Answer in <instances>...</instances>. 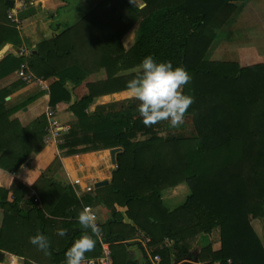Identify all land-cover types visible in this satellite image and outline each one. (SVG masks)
Segmentation results:
<instances>
[{
    "label": "trees",
    "instance_id": "trees-1",
    "mask_svg": "<svg viewBox=\"0 0 264 264\" xmlns=\"http://www.w3.org/2000/svg\"><path fill=\"white\" fill-rule=\"evenodd\" d=\"M140 1L141 7L130 0H103L74 24L37 43L26 57L5 55L0 77L24 61L32 75L51 78L47 92L52 108L69 98L64 83L78 85L88 72L77 62L79 57L89 56L103 69L104 79L86 83L87 92L69 106L74 121L60 135L57 155L45 171L60 167L59 157L65 155L121 148L115 153L104 195L98 197L110 208L99 226L102 239L109 243L111 264H119L115 253L126 262L123 241L137 231L148 238L151 254L159 257L157 264L192 257L203 264H264V248L249 223L264 217V62L240 66L205 58L214 31L235 12L234 2L243 0ZM6 8L0 0L4 19ZM134 22L138 23L134 43L124 51L120 39ZM0 32L6 36L0 33V45L5 39L18 43L13 27L0 25ZM148 55L158 62L171 61L173 67L183 66L192 77L183 89L194 97L185 115L192 129L187 136L163 135L160 123L145 126L139 102L128 98L86 111L94 97L126 89L135 71L118 73L139 66ZM13 109H5L0 99V168L7 171L17 170L43 147L46 126L44 114L21 125L9 117ZM39 179L40 206L31 200L33 206L25 212L17 208L19 183L10 190L0 188L2 224L12 216L22 226L35 222L46 235V226L52 224L53 229L57 221L44 219L43 210L65 219L93 199L88 195L77 199L67 185L46 172ZM180 182L187 185L189 195L168 211L159 192ZM113 204L124 211H115ZM72 221H59L58 230L67 234L53 235L48 264H65L67 249L86 231ZM213 230L216 247L208 239ZM196 236L203 243L190 250ZM164 239L168 244L158 248ZM0 248L21 256L10 244L0 241ZM99 252L96 241L86 258ZM23 264L33 262L23 258Z\"/></svg>",
    "mask_w": 264,
    "mask_h": 264
},
{
    "label": "crops",
    "instance_id": "crops-1",
    "mask_svg": "<svg viewBox=\"0 0 264 264\" xmlns=\"http://www.w3.org/2000/svg\"><path fill=\"white\" fill-rule=\"evenodd\" d=\"M102 1L103 0H25V5L15 13L19 20V28H16L6 18L8 8L12 6L11 1L10 6L6 5L7 8L4 11L5 19L3 16L0 17V25L13 27L18 38V43L13 44L10 40L5 39L0 45V60L7 54L15 55V51L19 46H23L28 52L33 51L37 43L53 37L67 26L74 24ZM138 5L137 7H141L143 3L138 0ZM137 24V22H134L120 39L124 51L129 49L134 43L137 34ZM1 35L4 34L1 33ZM4 37L6 36L4 35ZM212 41L206 50L205 58L211 61H228L218 59L217 55L220 52L217 49L212 50L214 46V42ZM234 45L237 47V44ZM210 52L211 54L209 57ZM84 58L85 56L80 60L79 57L77 62L84 66L86 65L88 72L84 73L78 85H73L66 81L64 83V88L69 94L68 100L59 101L52 107L55 118L60 124L67 126V129L74 121V116L69 111V106L87 92L85 84L102 81L105 77L103 69H98L96 62L92 61L89 56H87V59ZM233 62L238 63V61ZM238 65L246 66L241 63H238ZM137 68L138 66L120 71L118 74L133 72ZM16 70L17 69L12 71L6 70L4 72L5 74L1 75L0 99L5 109H13L19 106L13 109L9 117L17 119L21 125H26L40 114H44L46 109L50 107L48 106L47 88L51 78L43 79L46 89L42 90L35 83H23L17 77ZM126 98V89L98 95L87 105L86 111L91 112L96 106L106 105ZM55 155H57L56 141L49 139L46 143L43 142V147L37 153L30 154L17 170L7 171L0 168V188L10 190L16 183H19L21 185V198L18 201L17 208L25 212L33 206L30 202L33 197L37 199L35 206H40L36 187L39 189L42 188L43 182L39 179L42 172H46L47 175H51L54 179L61 181L62 186L67 185L74 195L78 188L71 183V179L79 178L84 183H92V185L104 180L106 181L105 184L94 187L91 192H82L78 197L76 196L79 200L84 195L93 197L87 204H89L95 212L99 224H102L109 217L110 208L101 203L98 197L104 195V187L109 183L111 170L115 166V154L114 162L110 159L108 149L65 155L59 157L60 167H58V170L52 168L51 171H45L50 166ZM51 182L52 181L49 183ZM188 195L189 189L184 182L177 183L159 192L160 201L168 211L173 210L183 203ZM113 208L118 212H123L125 209L123 206H118L116 204H113ZM80 211V208L77 207L74 217H64L65 219H63L60 216H53L50 212L43 210L44 219H54L57 221L53 229H51L52 224L46 226V236L49 238L50 243L52 242L53 235L59 231L57 226L59 221L73 220L72 222H78V213ZM11 217H7V220L5 219L8 222L7 225L2 224L3 213L0 209V241L17 248L21 256L10 254L6 250L0 248V264H23V258L30 259L33 264H48L49 255H45L44 252L39 251L29 240L31 235L38 232V226L35 222L27 221V223L25 222V226H22L18 218L15 219L12 217L13 220H10ZM249 223L263 246V241L261 240V222L259 218H251ZM145 237L146 236L140 231H137L132 238L123 241L126 262L121 261V259H119V254L117 255L115 253L119 264L158 263L152 261V248L147 246L144 240ZM208 238L210 240L217 239L216 231L213 230ZM214 242L215 243H212V247H216V241ZM162 244L166 245L165 242ZM160 246L161 244L158 245L159 248ZM170 264L200 263L196 261L193 262L191 258H184L179 261L170 258Z\"/></svg>",
    "mask_w": 264,
    "mask_h": 264
},
{
    "label": "clouds",
    "instance_id": "clouds-1",
    "mask_svg": "<svg viewBox=\"0 0 264 264\" xmlns=\"http://www.w3.org/2000/svg\"><path fill=\"white\" fill-rule=\"evenodd\" d=\"M135 6L138 0H130ZM191 75L183 66L173 67L171 61H157L152 55L143 58L141 64L127 81V98L138 101V113L147 127L168 122L169 127L178 129L194 103V97L184 94V87L191 82ZM78 222L85 229L65 253V264H85L86 253L95 249L102 233L94 212L85 207L78 213ZM60 236L67 233L60 229ZM45 255H51L49 238L41 232L29 237Z\"/></svg>",
    "mask_w": 264,
    "mask_h": 264
},
{
    "label": "rangeland",
    "instance_id": "rangeland-1",
    "mask_svg": "<svg viewBox=\"0 0 264 264\" xmlns=\"http://www.w3.org/2000/svg\"><path fill=\"white\" fill-rule=\"evenodd\" d=\"M234 5L236 9L233 14L235 15L229 17L214 31V37L212 39L214 46L212 50L217 49L220 52L217 55L218 59L238 61V63L246 66L257 62H263L264 0H243L234 2ZM234 44H237V47ZM210 54L211 52L209 53V57ZM160 125L164 127L161 128V134L163 135L187 136L192 131L190 119L188 117H185L184 123L178 129L170 128L168 122H161ZM53 168L54 170H58L56 166ZM259 220L261 222V240L264 246V217L259 218ZM202 241V238L196 236L191 243L190 250L198 249L203 243ZM210 241L212 243L216 241L217 245V239H211ZM163 242H165L166 245L168 244L166 239H164Z\"/></svg>",
    "mask_w": 264,
    "mask_h": 264
},
{
    "label": "built area",
    "instance_id": "built-area-1",
    "mask_svg": "<svg viewBox=\"0 0 264 264\" xmlns=\"http://www.w3.org/2000/svg\"><path fill=\"white\" fill-rule=\"evenodd\" d=\"M12 1V6L8 8V11L6 13V18L16 27L19 28V20L16 17V11L21 9L23 5H25V0H11ZM14 3V5H13ZM16 56L18 57H26L29 52L26 48L23 46H19L16 51H15ZM16 75L17 77L25 84L29 83H35L40 89L45 90L46 86L44 85L43 78L41 77H36L32 75L30 72L26 70V64L24 61H22L17 70H16ZM45 118H46V126L44 128V135L42 138V141L46 143L51 140H55L56 143L59 142V137L60 135L67 130V126L60 124L58 120L54 116V111L52 108H47L45 113ZM71 183L73 185L77 186V190L75 191V195L78 197L82 192H91L94 188L92 183H84L82 180L79 178H73L71 179ZM33 202H37V199L35 197L32 198ZM88 207L92 211L93 209L89 204H83L82 205V210ZM94 212V211H93ZM95 214V212H94ZM96 215V214H95ZM97 218V216H96ZM98 222V220H97ZM99 224V222H98ZM145 242H148V238H144ZM97 242L100 247V252L98 256L95 257H90L85 259V264H111V254H110V248H109V243L104 241L100 235V237L97 239ZM153 262H158L159 257L157 255H153L151 257Z\"/></svg>",
    "mask_w": 264,
    "mask_h": 264
},
{
    "label": "water",
    "instance_id": "water-1",
    "mask_svg": "<svg viewBox=\"0 0 264 264\" xmlns=\"http://www.w3.org/2000/svg\"><path fill=\"white\" fill-rule=\"evenodd\" d=\"M4 4L7 5V6H10L11 5V0H4ZM120 150H121L120 147H112V148L108 149L109 156H110V159H111L112 162H114V154L116 152L120 151ZM105 183H106V181L103 180V181H99V182L94 183L93 186L97 187V186L103 185ZM0 258H1V254H0ZM191 260L193 262H195L196 261V257H192Z\"/></svg>",
    "mask_w": 264,
    "mask_h": 264
}]
</instances>
